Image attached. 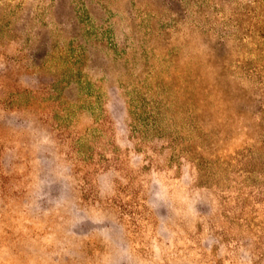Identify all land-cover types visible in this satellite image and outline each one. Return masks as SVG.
Listing matches in <instances>:
<instances>
[{
	"label": "rangeland",
	"instance_id": "1",
	"mask_svg": "<svg viewBox=\"0 0 264 264\" xmlns=\"http://www.w3.org/2000/svg\"><path fill=\"white\" fill-rule=\"evenodd\" d=\"M0 264H264V0H0Z\"/></svg>",
	"mask_w": 264,
	"mask_h": 264
}]
</instances>
